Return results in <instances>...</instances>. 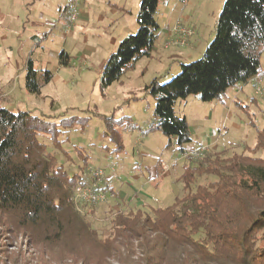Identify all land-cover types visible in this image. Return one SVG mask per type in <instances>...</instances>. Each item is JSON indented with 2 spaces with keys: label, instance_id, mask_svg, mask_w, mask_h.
Listing matches in <instances>:
<instances>
[{
  "label": "rangeland",
  "instance_id": "obj_1",
  "mask_svg": "<svg viewBox=\"0 0 264 264\" xmlns=\"http://www.w3.org/2000/svg\"><path fill=\"white\" fill-rule=\"evenodd\" d=\"M77 1L76 20L66 30L63 13L71 0H0V108L28 112L40 121L57 124L55 137L40 132L37 138L70 175L75 173L78 159L73 150L78 147L88 156V169L102 173L113 198L84 205L86 219L98 235L110 233L113 212L172 206L184 193L180 177L185 166L197 167L203 158L216 153L223 159L234 154L264 158L263 149L255 148L257 133L264 129V54L260 56L263 76L258 81L238 84L211 102L189 96L176 103L175 113L186 119L191 136L182 151L153 129L154 102L145 86L154 78L168 82L181 64L203 57L214 38L224 0H170L169 4L160 0L155 16L157 38L150 56L138 60L105 90L100 87L103 68L120 39L136 33L140 0ZM177 22L193 32L183 46L174 44L171 30ZM61 53L68 57L66 64L61 63ZM29 60L39 80L46 71L52 75L39 94L25 87ZM108 117L128 118L120 129V151H114V144L102 137ZM62 121L65 125L60 126ZM55 147H62L69 156ZM200 148H204L202 154L191 159L184 156ZM215 180L213 175L197 176L194 186ZM261 236L264 232L257 237ZM67 241L66 247L42 244L12 218L0 214V264H140L138 248L132 253L116 245L105 250L89 237L73 236Z\"/></svg>",
  "mask_w": 264,
  "mask_h": 264
},
{
  "label": "trees",
  "instance_id": "obj_2",
  "mask_svg": "<svg viewBox=\"0 0 264 264\" xmlns=\"http://www.w3.org/2000/svg\"><path fill=\"white\" fill-rule=\"evenodd\" d=\"M159 2L140 0L137 31L122 39L109 56L103 68L102 90L119 82L138 60L150 56L157 38ZM262 54L264 0H224L214 38L203 57L181 64L179 73L168 82L154 78L145 86V93L154 102L153 129L182 151L191 136L186 119L175 113L176 103L189 96L211 102L228 89L263 76ZM60 60L66 64L67 55L61 53ZM51 77L46 71L39 80L29 60L26 90L39 94ZM125 119L106 118L102 137L114 144V151L123 149L120 129ZM59 125H65L64 121ZM57 126L28 112L0 108V214L12 218L42 244L66 247L68 238L89 237L105 250L116 245L132 253L138 248L140 264H169L172 258L175 264H264V236L257 237L264 232V158L234 154L223 159L216 153L203 158L197 167L185 166L180 177L184 193L172 206L113 212L110 233L103 237L91 228L85 206L81 211L73 202L74 189L93 182L88 156L80 147L73 150L78 162L70 175L65 164L37 138L40 132L55 137ZM55 148L69 156L62 147ZM255 148L264 151V129L257 133ZM201 175H213L216 180L194 186ZM101 187L113 193L104 179ZM92 212L91 208L88 213Z\"/></svg>",
  "mask_w": 264,
  "mask_h": 264
},
{
  "label": "built area",
  "instance_id": "obj_3",
  "mask_svg": "<svg viewBox=\"0 0 264 264\" xmlns=\"http://www.w3.org/2000/svg\"><path fill=\"white\" fill-rule=\"evenodd\" d=\"M77 0H71L70 4L63 13V17L66 20V30H69L70 25L73 24L76 20V8L74 4H76ZM171 32L173 36L176 37L174 40V44L183 46L185 45L187 39H189L193 32L188 28H184L179 22H177L173 27ZM254 81H258L255 79ZM198 151V152H196ZM204 152V148H200L198 150H190L187 153H183L185 157L191 159L193 156H197L198 154H202ZM190 156V157H189ZM90 172V177L93 180L92 183L87 184L85 186L78 185L74 189L73 194V202L78 210H81L82 205H98L107 201L108 197L113 198V193H108L103 191L101 188L103 178L102 173L99 170L88 169Z\"/></svg>",
  "mask_w": 264,
  "mask_h": 264
},
{
  "label": "crops",
  "instance_id": "obj_4",
  "mask_svg": "<svg viewBox=\"0 0 264 264\" xmlns=\"http://www.w3.org/2000/svg\"><path fill=\"white\" fill-rule=\"evenodd\" d=\"M169 2H170V0H168V2L166 1V3L165 4H169ZM159 4H160V2H159ZM159 8V7H158ZM118 16V15H117ZM114 17V16H113ZM115 18V17H114ZM179 19H181L182 21H184V22H187L186 20H188V18L187 17H179ZM125 37H127V35H124L120 40H122V39H124ZM196 38V34H195V36L193 37V39H191L190 41H189V44L188 45H192V40H194ZM197 41V40H196ZM195 41V42H196ZM195 42H194V44H195ZM193 44V45H194ZM259 77H257L256 79H258ZM255 79H253V80H251L250 82H252V81H254ZM236 87V86H235ZM234 88V87H233ZM229 90V89H228ZM227 90V91H228ZM230 90H231V88H230ZM233 91V93L235 94V93H237V91H235V90H232ZM225 94V93H224Z\"/></svg>",
  "mask_w": 264,
  "mask_h": 264
}]
</instances>
